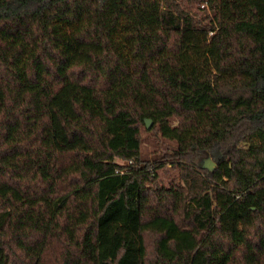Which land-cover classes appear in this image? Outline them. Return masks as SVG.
Instances as JSON below:
<instances>
[{
    "label": "trees",
    "instance_id": "1",
    "mask_svg": "<svg viewBox=\"0 0 264 264\" xmlns=\"http://www.w3.org/2000/svg\"><path fill=\"white\" fill-rule=\"evenodd\" d=\"M0 264H264V0H0Z\"/></svg>",
    "mask_w": 264,
    "mask_h": 264
},
{
    "label": "rangeland",
    "instance_id": "2",
    "mask_svg": "<svg viewBox=\"0 0 264 264\" xmlns=\"http://www.w3.org/2000/svg\"><path fill=\"white\" fill-rule=\"evenodd\" d=\"M200 10L204 9L203 6H199ZM176 119L172 120V123H176ZM151 129H147L144 126V131H142V146H141V152L143 154L144 157H146L147 159H152L153 157H159L161 155H163V153H165L166 149H167V144L172 145L173 143H169L167 141H165L163 138H161L158 134H154V133H150ZM216 152H220L218 151H214L213 153L210 154H199L195 160H194V164L198 167L199 165L202 167H214V162L216 160L217 157V153ZM221 154V152H220ZM219 154V155H220ZM165 172H160V178L164 181V185H168L171 182L177 183L179 182V179H177L176 176V171L173 170L172 167H170L169 165L166 166L165 168Z\"/></svg>",
    "mask_w": 264,
    "mask_h": 264
},
{
    "label": "water",
    "instance_id": "3",
    "mask_svg": "<svg viewBox=\"0 0 264 264\" xmlns=\"http://www.w3.org/2000/svg\"><path fill=\"white\" fill-rule=\"evenodd\" d=\"M145 125H146L147 129H150V127L152 125V121L151 120H146Z\"/></svg>",
    "mask_w": 264,
    "mask_h": 264
}]
</instances>
